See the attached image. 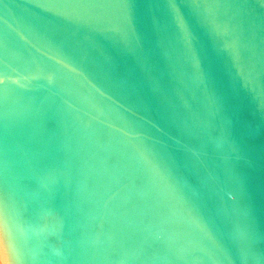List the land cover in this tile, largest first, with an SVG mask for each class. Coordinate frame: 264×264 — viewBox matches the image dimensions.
Listing matches in <instances>:
<instances>
[{
  "label": "water",
  "instance_id": "obj_1",
  "mask_svg": "<svg viewBox=\"0 0 264 264\" xmlns=\"http://www.w3.org/2000/svg\"><path fill=\"white\" fill-rule=\"evenodd\" d=\"M0 260L264 264V0H0Z\"/></svg>",
  "mask_w": 264,
  "mask_h": 264
},
{
  "label": "clouds",
  "instance_id": "obj_2",
  "mask_svg": "<svg viewBox=\"0 0 264 264\" xmlns=\"http://www.w3.org/2000/svg\"><path fill=\"white\" fill-rule=\"evenodd\" d=\"M6 227H7L8 231H9V234H11L12 230L15 228L14 224L11 222L10 219H8L6 221ZM10 247H11L10 245L6 246V250H8V248H10ZM5 264H8L7 260H5Z\"/></svg>",
  "mask_w": 264,
  "mask_h": 264
},
{
  "label": "bare ground",
  "instance_id": "obj_3",
  "mask_svg": "<svg viewBox=\"0 0 264 264\" xmlns=\"http://www.w3.org/2000/svg\"><path fill=\"white\" fill-rule=\"evenodd\" d=\"M39 204H40V203H39ZM39 213L42 214L41 211H40V209H39ZM37 220H38V222H41L40 218H37ZM46 221H47V220H46ZM34 227H35L36 229L39 228L38 224H34ZM45 233H46L47 235H50L51 238L53 239V237H52V235H51V233H50L49 230H45ZM54 246H56L55 243H54ZM0 264H2V263H1V260H0Z\"/></svg>",
  "mask_w": 264,
  "mask_h": 264
}]
</instances>
